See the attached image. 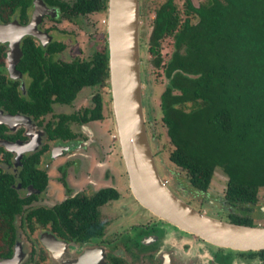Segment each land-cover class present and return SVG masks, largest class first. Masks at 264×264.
<instances>
[{"label":"trees","instance_id":"16d2710c","mask_svg":"<svg viewBox=\"0 0 264 264\" xmlns=\"http://www.w3.org/2000/svg\"><path fill=\"white\" fill-rule=\"evenodd\" d=\"M33 1L0 0V21L15 17L27 21ZM43 1L56 9L58 21L102 12L107 7V0ZM183 13L185 17L174 0L163 2L155 9L148 42L152 63L163 68L167 79L160 108L172 145L169 160L186 173L197 191H207L215 169H221L227 176L225 204L232 209L239 204L254 205L264 188V0H206L198 5L185 0ZM168 37L173 39L174 51L163 63L161 41ZM65 47L56 40L46 48L33 46L29 38L23 40L18 68L30 71L32 76L26 97L5 74V52L0 45V108L32 116L41 125L54 104H71L82 88L109 87L107 46L89 59L54 60L53 54ZM103 118V98L95 92L91 107L60 113L43 129L47 141L76 142L73 123L83 125ZM6 130L7 126L1 124L0 139L13 142L16 137H24L17 134L23 133L22 129L10 137ZM48 148L45 143L42 151L23 157L17 176L23 187L32 183L43 189L46 185L47 176L36 165ZM12 175L0 168V213L10 208L18 211L25 202L18 200L10 186L16 182ZM65 175L63 168L60 180L71 193ZM119 197L116 188H102L91 196L68 197L53 211L40 208L30 215L40 219L51 216L55 222V213H61L62 233L69 235L67 238L95 239L105 227L99 207ZM227 213L230 222L255 225L248 214ZM232 251L264 254V249Z\"/></svg>","mask_w":264,"mask_h":264},{"label":"rangeland","instance_id":"374dc122","mask_svg":"<svg viewBox=\"0 0 264 264\" xmlns=\"http://www.w3.org/2000/svg\"><path fill=\"white\" fill-rule=\"evenodd\" d=\"M139 1L142 108L149 145L160 176L178 197L209 216L228 221L227 212H235L238 215L248 214L253 219L255 225H264V213L261 209L264 206V188L260 189L256 204H239L232 209V207H229L224 202L227 176L221 169H215L209 188L207 191L201 192L195 190L190 185L186 173L169 160L172 145L162 121L160 108V96L166 87L167 79L163 68L154 66L151 55L148 52V42L155 9L166 0ZM174 1L181 12V16L185 17L183 15L185 0ZM204 1L206 0H193V3L198 5ZM106 21L107 11L105 10L85 16H78L72 20L60 18L59 21H56L45 18L41 27L50 30L55 40L61 41L66 45L65 49L56 55V58L62 61H71L76 58L89 59L95 51L102 50L107 46ZM160 51L163 63H166L174 51L173 39L171 37L164 38L161 41ZM95 92H100L102 95L104 118L85 125L73 123L71 128L77 133L76 139L79 145L64 153L62 152L61 155L53 159L49 153H46L42 159V164L43 167L47 168L50 164L54 163L49 171V180L52 189L57 187L59 190L58 194L60 195L64 194V189L58 180L54 178V174L57 173V169L54 167H58L66 162H70L67 168L68 179L75 185L77 191L81 190L91 193L110 184L117 187L121 198L118 201H112L109 205L102 208V218L106 219L110 217L112 220L118 216L119 212H122V208L127 209L126 212L133 213V218H124L119 226L116 223L111 224V227L107 229L108 237L111 238L121 228V225L130 222L139 223L141 220L152 217V213L150 214L145 209L143 210L144 215L140 214L138 211L140 209L139 205L130 190L115 130L110 87L82 88L69 106L54 104L53 111L43 121L53 119L60 113H72L84 107H91L92 95ZM32 128H35L33 130H41L35 122H32ZM42 137H44V134ZM46 197L49 200V197ZM217 203L219 204L218 206H216ZM136 214H140L141 220L134 218ZM136 217L138 216L136 215ZM128 225L126 224L125 227H128ZM189 238L195 240L199 237L190 234Z\"/></svg>","mask_w":264,"mask_h":264},{"label":"flooded vegetation","instance_id":"af4514ba","mask_svg":"<svg viewBox=\"0 0 264 264\" xmlns=\"http://www.w3.org/2000/svg\"><path fill=\"white\" fill-rule=\"evenodd\" d=\"M33 10L34 7L32 6L28 14V19L25 22H21L17 17L8 22H0L2 24H8L13 20H17L21 25H27L31 20ZM58 15L57 11L55 16H52L51 13L44 15L41 22L37 25V29L50 36V39H39L31 35H26L21 39L20 59L23 56L22 45L24 39L29 38L30 41H32L33 46H41L42 48H46L50 42L55 41L50 30L42 28L41 24L45 18L58 21ZM0 45L5 52V56L2 59L4 61L7 78L16 83L18 89H21L23 95L27 97V88L32 82L30 71L23 72L18 68L20 62L19 59L16 63V69L21 72L22 76L17 79L10 78L8 71L9 59H7L9 46L7 43H0ZM57 54L58 53L53 54L52 58L54 60H58L56 58ZM0 110H3L9 115L21 114L28 116L23 113L11 114L3 108H0ZM46 116L42 118L41 125L37 120H34L32 116H28L30 117L31 122H35L44 134V137L41 136V142L36 148L24 151L17 156L16 150L10 151V149L4 144L0 143V146L3 147V151L0 152V168L8 174H13L12 176L15 178L16 182L11 183L10 186L16 190V193L19 196L18 200L25 201L21 206V209L18 211L11 210L10 208V210L0 213V264H264V254L262 253H237L232 251V249L230 250L229 248L215 246L200 238L192 240L189 238L190 234L183 233L182 231L166 224V221L159 220L151 213L152 217L146 218V220L144 219L145 221L141 220L139 216L140 214H143L145 208L142 207L136 199L135 200L140 208L138 209L140 214H136L138 217L135 215L134 218L138 220L140 219L141 222L126 223L129 224L128 227H125L126 224L121 225V228H119L111 238L108 237L107 231V229L111 227V224L116 223L119 226L124 218H133V213L126 212L127 209L122 208V212H119L118 216L112 220L110 217L103 219L102 208L109 205L112 201L99 207V218L105 223L103 233L95 239H88L85 241L79 240L76 236V238L69 239L67 238L69 235L65 236V234L62 233L65 232V228L62 223L61 213H55L53 217L55 222L50 219L51 216L44 219L31 216L30 213L39 210L40 208L53 211L57 205H60L68 197H73L77 194L91 196L102 188L114 187L111 184L105 185L91 193L81 190L77 191L75 185H73L68 179L67 168L69 167L70 162H66L58 167H54L57 169L54 178L62 185L64 194H58L59 190L57 187L52 189L49 180V171L54 163L50 164L47 168H45V166L43 167V157L46 153H49L53 159L58 155H61L62 152L64 153L67 150L77 147L79 144L77 139L76 142L70 143L47 141L43 125L51 119L43 121ZM6 126L7 130L5 131V134L8 137H10V134H16L17 131L21 129L23 130V133L17 134L23 135L24 137H16L13 142L8 139H0V142H20L24 145L30 144L31 146H34L32 140L38 130H32L29 133L30 135H27L25 133L26 129L22 123L17 124L14 128H10L8 125ZM45 143L49 144V148L42 152L41 158L36 167L45 172L47 176L46 185L43 189L35 187L32 183L23 187L21 182L17 180L18 170L22 166V159L24 156L42 151V147ZM63 168L65 169V179L71 193L66 191L64 184L60 180ZM8 177L10 178V175H8ZM114 188L117 189V187ZM46 196L49 197V200ZM120 198L121 195L114 201H118ZM7 202L9 203L10 201L8 200ZM218 205L219 204L217 203L216 206ZM5 232H7L6 237L4 236ZM173 232L175 233L174 236ZM53 238L58 242L50 241ZM46 242L54 253L46 245Z\"/></svg>","mask_w":264,"mask_h":264},{"label":"water","instance_id":"95a60500","mask_svg":"<svg viewBox=\"0 0 264 264\" xmlns=\"http://www.w3.org/2000/svg\"><path fill=\"white\" fill-rule=\"evenodd\" d=\"M34 10L27 25L17 20L0 22V43H7L10 78H21L16 69L20 59V41L26 35L50 39L37 29L42 17L56 15L54 8L43 0L33 1ZM107 48L109 87L115 130L128 184L138 203L159 220L166 221L181 231L195 235L218 247L249 251L264 249V225H243L209 216L178 197L160 176L149 145L142 108L139 42V0H107ZM46 44V43H45ZM10 128L22 123L26 134L32 128L30 117L9 115L0 110V124ZM28 125V126H27ZM32 128V129H31ZM38 130V129H37ZM41 130L36 131L34 146L20 142L1 141L10 151L20 153L32 150L41 142ZM10 143V144H9ZM264 213V206H262ZM58 242L55 238L50 240ZM46 245L48 246L47 242ZM49 247V246H48ZM54 253V251L49 247ZM56 255V253H55Z\"/></svg>","mask_w":264,"mask_h":264}]
</instances>
